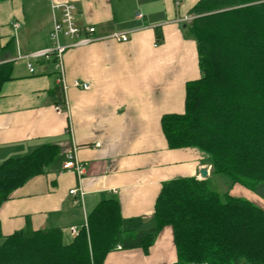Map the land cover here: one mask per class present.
Masks as SVG:
<instances>
[{
	"label": "crops",
	"instance_id": "0c3cea01",
	"mask_svg": "<svg viewBox=\"0 0 264 264\" xmlns=\"http://www.w3.org/2000/svg\"><path fill=\"white\" fill-rule=\"evenodd\" d=\"M64 1L76 5L79 27L96 31L94 40L64 53L69 87L58 111L54 66L34 60L36 72L31 73L23 56L51 45V4ZM198 1L179 6L176 0L0 1V63L13 64L0 97V163L46 144L60 149L46 173L1 205L3 236L26 228H59L69 243L76 236L70 228H87L89 214L110 198L120 203L125 230H149L156 225L155 204L164 183L205 179L203 168L206 179L214 177L209 155L197 147L169 148L161 124L165 113L185 111L186 85L201 77L196 41L181 27L186 28ZM116 32L128 33L129 39L111 37ZM76 80L90 88L74 86ZM70 153L81 162V175L63 170ZM176 260L173 229L166 226L147 253L117 248L104 264Z\"/></svg>",
	"mask_w": 264,
	"mask_h": 264
},
{
	"label": "trees",
	"instance_id": "16d2710c",
	"mask_svg": "<svg viewBox=\"0 0 264 264\" xmlns=\"http://www.w3.org/2000/svg\"><path fill=\"white\" fill-rule=\"evenodd\" d=\"M189 16L201 77L186 85L185 111L162 116L168 147H197L209 155L214 176L255 190L264 183V0H199ZM12 70L11 62L0 63V97ZM60 87L56 103L64 105ZM59 152L46 144L0 163V207L46 173ZM154 217L149 230H125L120 203L110 198L69 243L59 228L0 231V264H104L118 245L147 253L166 226L173 229L174 264H264V208L213 189L206 178L164 183Z\"/></svg>",
	"mask_w": 264,
	"mask_h": 264
},
{
	"label": "built area",
	"instance_id": "2783aa9c",
	"mask_svg": "<svg viewBox=\"0 0 264 264\" xmlns=\"http://www.w3.org/2000/svg\"><path fill=\"white\" fill-rule=\"evenodd\" d=\"M183 1L184 0H176V5L179 6ZM51 11L53 14V28L50 33L51 45L45 49H40L25 55L23 58L26 59L28 70L31 73L36 72L34 60L52 61L54 64V70L57 73V82L61 85L65 95L69 86L65 79L64 53L71 47L86 44L94 40L95 38L92 34L96 31V28L93 26L82 28L77 25L76 5L73 2H52ZM57 12H60V17H58ZM137 15L138 17L143 16L142 13H138ZM186 19L189 18L186 17ZM16 26L19 25L16 24ZM111 37L119 41H127L129 39L128 33L125 32L113 33ZM62 38H67L70 41L65 43L62 41ZM73 85L76 87H82L83 89L90 88L88 83H81L78 80L74 81ZM61 108V105L56 106L58 111H60ZM62 168L63 170L75 171L79 175L83 172V166L74 153L68 155ZM70 192L76 193L78 192V189H72ZM80 193L82 194V191H80ZM70 230L73 235H77L79 232L76 227H71ZM118 248L121 249V246L118 245Z\"/></svg>",
	"mask_w": 264,
	"mask_h": 264
},
{
	"label": "rangeland",
	"instance_id": "374dc122",
	"mask_svg": "<svg viewBox=\"0 0 264 264\" xmlns=\"http://www.w3.org/2000/svg\"><path fill=\"white\" fill-rule=\"evenodd\" d=\"M188 18L189 19H186L187 22H188V20L191 19V17L189 16ZM181 27H182V29H184L185 31L188 32L187 28H183V24ZM189 35L192 38L191 34H189ZM62 41L66 42V40L64 38H62ZM52 65L54 66V64H52ZM208 162H209V158H208ZM210 165L212 166L211 163H210ZM209 184L213 189H215L217 191L222 192L225 190H230V192L233 195L245 198L247 200H250L253 203H255L256 205L264 208V183L258 185V187L255 190H252V189L247 188V187L240 185V184H236V185L232 186V181L230 178L219 175V176H214V177L210 178ZM0 243H1V241H0Z\"/></svg>",
	"mask_w": 264,
	"mask_h": 264
},
{
	"label": "water",
	"instance_id": "95a60500",
	"mask_svg": "<svg viewBox=\"0 0 264 264\" xmlns=\"http://www.w3.org/2000/svg\"><path fill=\"white\" fill-rule=\"evenodd\" d=\"M201 176H202V178H206V176H207V174H208V171H207V169L206 168H203V169H201Z\"/></svg>",
	"mask_w": 264,
	"mask_h": 264
}]
</instances>
